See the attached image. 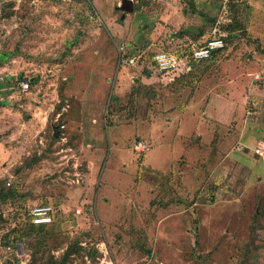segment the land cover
<instances>
[{"label": "rangeland", "instance_id": "374dc122", "mask_svg": "<svg viewBox=\"0 0 264 264\" xmlns=\"http://www.w3.org/2000/svg\"><path fill=\"white\" fill-rule=\"evenodd\" d=\"M122 1L93 0L99 24L84 0H0L2 242L25 264H264V0ZM220 35L189 74L145 71ZM41 204L56 221L29 229Z\"/></svg>", "mask_w": 264, "mask_h": 264}, {"label": "built area", "instance_id": "2783aa9c", "mask_svg": "<svg viewBox=\"0 0 264 264\" xmlns=\"http://www.w3.org/2000/svg\"><path fill=\"white\" fill-rule=\"evenodd\" d=\"M239 1L240 0H222L224 5L236 4ZM84 2L87 9V17L91 21L102 24V19L94 6L93 0H84ZM226 45L223 35L209 38L203 44L191 41L189 46H192V61L202 62L209 60L213 57L214 53L223 51L226 48ZM118 53L120 67L125 65L136 66L139 64L137 57L134 54L129 53L124 45H118ZM148 67H150L154 73L165 76L168 75L171 79H174L175 75H180L185 72L188 73L191 70L189 62L186 60V51L184 50L182 52H175L163 49L156 53H152L149 58ZM18 89L22 93H27L30 90V83L26 80L18 81ZM138 147L145 149L146 146L141 143ZM54 215L55 210L52 205H35L31 207L28 212V217L34 225L51 224ZM26 251L27 248L20 242L4 247L0 238V258L3 255H11L15 258L21 259L25 264L26 261L22 258H25Z\"/></svg>", "mask_w": 264, "mask_h": 264}, {"label": "trees", "instance_id": "16d2710c", "mask_svg": "<svg viewBox=\"0 0 264 264\" xmlns=\"http://www.w3.org/2000/svg\"><path fill=\"white\" fill-rule=\"evenodd\" d=\"M216 1H219V2H221L222 4H224L223 2H222V0H216ZM238 3H240V1L238 2ZM238 3H236V4H238ZM229 5H235V4H228V5H223L225 8H226V6H229ZM223 37H224V40H225V42H226V37H225V35H223ZM194 42H196V41H194ZM197 43V42H196ZM199 43V42H198ZM204 42H202V43H199V44H203ZM182 44V43H181ZM168 50H170V51H175V52H182L183 50L184 51H186V60H187V62H189V66H190V68H191V70H190V72L196 67V66H198V65H201L202 63H204V62H208V61H210L211 59H213L215 56H217L219 53H221V51L220 52H217V53H214V55H213V57L211 58V59H209V60H205V61H202V62H194V61H192V46H189V43H188V45H180V46H177V47H170V48H168ZM130 53V52H129ZM7 56H5V55H2L1 57H0V63H3L7 58H6ZM149 58H150V55L148 56V62H149ZM144 68H146V73H148V74H150V75H154V72L152 71V69L150 68V67H148V66H145ZM190 72H188V73H183V74H180V75H175L174 76V79L173 80H175L176 78H178V77H181V76H184L185 74H189ZM158 77H164L163 75H158ZM42 205V204H41ZM43 205H49V204H43ZM31 208V207H30ZM29 208V209H30ZM53 222L51 223V224H44V225H34L31 221H30V219H29V217H27V227H29V229L30 228H32V229H35V230H39V229H41V230H39V231H43L42 230V228H44V227H47V226H52V225H54V223H55V221H56V215H54L53 216ZM42 238H44V237H42ZM43 241V240H42ZM1 243H2V245L4 246V247H6V246H9V245H13L14 243L13 242H10V241H7L6 243H4V242H2V239H1ZM43 259H41V261H42ZM31 264H37V262H36V260H33V262L31 263ZM39 264H42V263H39ZM44 264H49L48 262L47 263H44Z\"/></svg>", "mask_w": 264, "mask_h": 264}, {"label": "water", "instance_id": "95a60500", "mask_svg": "<svg viewBox=\"0 0 264 264\" xmlns=\"http://www.w3.org/2000/svg\"><path fill=\"white\" fill-rule=\"evenodd\" d=\"M121 9L128 13L133 12V3L131 0H124Z\"/></svg>", "mask_w": 264, "mask_h": 264}, {"label": "crops", "instance_id": "0c3cea01", "mask_svg": "<svg viewBox=\"0 0 264 264\" xmlns=\"http://www.w3.org/2000/svg\"><path fill=\"white\" fill-rule=\"evenodd\" d=\"M124 1V0H123ZM123 1H122V3H123ZM122 7V6H121ZM122 10V9H121ZM131 54H133V53H131ZM138 66V65H137ZM13 97V96H12Z\"/></svg>", "mask_w": 264, "mask_h": 264}]
</instances>
